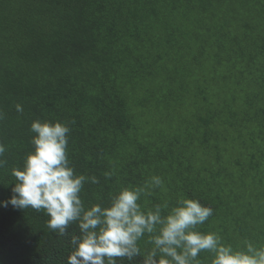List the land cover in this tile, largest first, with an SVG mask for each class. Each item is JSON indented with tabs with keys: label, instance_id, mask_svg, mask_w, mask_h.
<instances>
[{
	"label": "trees",
	"instance_id": "trees-1",
	"mask_svg": "<svg viewBox=\"0 0 264 264\" xmlns=\"http://www.w3.org/2000/svg\"><path fill=\"white\" fill-rule=\"evenodd\" d=\"M263 10L264 0H0V142L7 161L0 169V201L13 195L11 169L22 167L34 150L32 122L60 121L71 129L68 156L76 173L99 180L85 184L81 195L86 205L107 206L121 187L159 175L173 192L180 190L214 210L202 231L217 232L219 226L228 242L225 232L235 223L234 246L244 239L264 243V210L254 208L264 200V179L253 183L255 205L248 203L245 190L229 214L223 191L211 197L189 185L177 186L178 179L166 172L176 171L175 163L198 167L201 154L209 164L227 169L223 151L235 145V154L246 157L237 152L249 146L245 134L264 131ZM191 18L195 27L189 28ZM193 30L198 36L191 63L197 68L186 73L180 63L184 49L185 59L190 56V41L185 45L184 37ZM162 44L175 47L178 58L170 62L176 73L159 64ZM183 77L200 84L190 112L185 118L163 117L180 105L164 81L177 83ZM173 124L185 130L186 143H163L165 127ZM192 138L203 143L201 151L198 146L193 150ZM260 153L264 156V149ZM159 190L142 203H164ZM252 215L262 225L250 231L245 224ZM48 218L43 211L0 205V264H67L78 226L60 237L47 228ZM199 258L209 264L210 254L202 252ZM118 264L130 262L118 259Z\"/></svg>",
	"mask_w": 264,
	"mask_h": 264
},
{
	"label": "clouds",
	"instance_id": "clouds-1",
	"mask_svg": "<svg viewBox=\"0 0 264 264\" xmlns=\"http://www.w3.org/2000/svg\"><path fill=\"white\" fill-rule=\"evenodd\" d=\"M18 112H23L20 104ZM4 113L0 111V120ZM30 131L34 150L22 167H13V195L0 205L17 209L43 211L49 218L46 226L60 237L69 234L76 224L79 235H71L67 264H130L138 257L140 264H205L202 252L210 254L209 264H264V243L244 239L233 246L215 231L201 226L213 215L210 206L198 199L180 197L174 206L167 201L147 207L142 198L156 189L164 190L165 181L152 175L142 185L121 187L111 194L107 206L86 205L82 192L86 183H99L96 176L77 174L68 156L71 129L60 121L35 120ZM0 142V169L7 163ZM106 177L111 173H106ZM141 242L147 247L142 248Z\"/></svg>",
	"mask_w": 264,
	"mask_h": 264
},
{
	"label": "rangeland",
	"instance_id": "rangeland-1",
	"mask_svg": "<svg viewBox=\"0 0 264 264\" xmlns=\"http://www.w3.org/2000/svg\"><path fill=\"white\" fill-rule=\"evenodd\" d=\"M257 9L259 10V7L261 9V4H257ZM264 11V10H263ZM262 13V10H261ZM264 15V13H263ZM193 18L187 19L188 27L191 28L194 26ZM247 29L250 28V25H245ZM239 29V28H238ZM240 30V29H239ZM204 31V30H202ZM198 36V33L193 30L189 33V35H185V45L188 41H190L188 45V52H190L189 58L185 59V49L182 53L183 58L181 60V65L184 69H187L186 73L189 72V69L196 70V66L191 63V54L195 52V41L193 40L195 37ZM160 52L162 55V59L160 60L159 64L161 63L163 66H168L172 72L176 73L177 70L174 67V63L171 60H175V58H178L175 53V47L171 50L169 49L167 44H162L160 48ZM120 78V77H119ZM125 79V78H124ZM199 83L195 81L194 79H189L187 77H183L182 79H179L177 83L171 82L169 80L164 81V87L173 89L175 96L178 97L180 101V105L177 107H170L171 111L163 117H167L169 114H172V117L181 116L180 118H185L188 116L190 109H191V102L193 99V94L198 92ZM250 91H254L252 88L249 89ZM196 109V107H194ZM154 115V114H153ZM171 117V118H172ZM160 117L157 116L155 122L153 125H157ZM196 127L195 125L191 126ZM224 126L219 125V130L223 129ZM167 129L165 133V137L163 140V143L166 141L169 143H174L178 140H180L182 143H186L187 136L185 133V130L181 132L180 129H176V124H173V128L171 126L165 127ZM170 129V130H169ZM180 133V134H179ZM193 137H196L198 134L194 132ZM195 139L196 142H194L193 150H195L198 146L199 151H201V148H203V143L198 138H192ZM245 139L248 142V147H241L237 150L238 153H246V157H243L242 155H236L235 151L233 150V147L235 145H229L224 151L223 154H228L226 166L227 169L221 168L215 163L209 164V161L207 160V156L201 154L200 156V165L196 168L188 167L187 168H180L177 166H172L176 169V171L167 170L166 172L172 179H178L177 186H181L182 184L189 185L191 187H195L194 189H199L201 191H204L209 196L212 197L219 194V192L223 191V201L225 204L223 206L227 209V211L230 213H234V208L237 209V202L241 201V196L246 195L245 190H247V198L248 203L251 202L254 203L253 200H251V197H255L258 194L254 193V186L253 183L257 180L264 179V156L260 153L261 149H264V131L257 134L256 132H252L251 134L247 135L245 134ZM167 148V147H166ZM168 149V148H167ZM178 151H180L179 148H177ZM168 151H170L168 149ZM198 160V157H195L194 161ZM183 161V160H182ZM238 162H241V166H237ZM254 163V164H253ZM254 165V166H253ZM219 172L221 174L220 178L218 179L216 177V173ZM246 174L248 176V179L246 177ZM186 178L187 181L183 183L182 179ZM232 190V191H231ZM182 193L180 190L175 193L172 190V187L165 186L164 190H159L157 195L159 196L161 202L167 201L168 203H172L174 200H177L182 196ZM184 194V193H183ZM185 195V194H184ZM184 198H190L187 195H185ZM194 199V198H193ZM246 201V200H244ZM147 203V201H145ZM242 202V201H241ZM176 202L173 203L174 206ZM149 205V203H147ZM255 205V203H254ZM262 205V207H260ZM257 207V205L254 206L255 210H264V200L262 201V204ZM239 207V206H238ZM243 204L240 208V215L243 214L242 212ZM242 216H240L241 218ZM244 217V216H243ZM235 219V216H231V220ZM262 225V221L258 219L255 215H252L248 223L245 224V226L252 231L253 229L259 227ZM234 228H236L235 223H231L229 225V229L225 232V238H228L227 243H231L234 246ZM225 230L223 229V232ZM217 232H222L219 229V226L217 228ZM240 244V243H238Z\"/></svg>",
	"mask_w": 264,
	"mask_h": 264
}]
</instances>
